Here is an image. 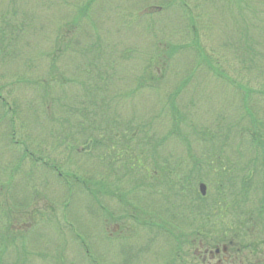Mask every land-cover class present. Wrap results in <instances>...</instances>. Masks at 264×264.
Here are the masks:
<instances>
[{
    "label": "rangeland",
    "instance_id": "374dc122",
    "mask_svg": "<svg viewBox=\"0 0 264 264\" xmlns=\"http://www.w3.org/2000/svg\"><path fill=\"white\" fill-rule=\"evenodd\" d=\"M149 1L163 3V0H0V28L3 30L0 34L3 44L0 46V87L6 85L0 98L10 110L7 115L0 108V212L11 217L10 230L15 236L14 245L7 247L8 253L0 255L3 264H87V261L103 264L99 262L102 252L105 264H118L122 257L118 254L121 246L117 240L127 239L133 232V222L124 218L131 214L125 204L133 203L128 178L120 185L126 194L123 202L115 197L104 198L101 203L107 210L99 211L98 216L87 209L89 200L78 195L79 187L73 188L68 209L62 208L61 203L66 200L63 189L55 183L48 169L32 166L28 160L19 164L13 180L6 184L17 164L15 151L21 147L14 143L18 141L29 151L38 153L43 161L54 160L61 164L64 171L77 169L79 175L88 172L93 175L98 171L92 161L72 156L65 146L56 148L54 141L47 138L48 125L52 124L50 116L44 113L45 108L52 106L51 117L58 118L57 106L78 99L82 95L80 85L92 77L90 73L78 76L76 70L69 69V65L74 67L64 56L56 63V74L62 80L58 82L56 77L49 82L50 55L57 53V38L69 44L68 52L86 51L92 45L104 52L121 54L125 50L128 56L118 60L113 77L117 84L111 94L112 111L121 121L132 118L133 123L144 124L152 118L157 122L155 132L164 133L167 130L163 121L166 101L176 89L179 92L174 98L178 108L187 114L182 128L188 135L225 128L227 120L236 115L241 105L235 85L250 89L254 97L249 102L250 108L264 109L260 93L264 88V0H182V5L173 4L167 11L155 14L152 10L151 15H141L143 5ZM87 3L90 5L80 15ZM140 8L141 13L137 15ZM20 22L23 26L17 30ZM73 22L74 25L79 22L78 27H73ZM166 41L183 46H176L171 55L165 50L161 53L167 62L162 65L160 59L157 63L158 69L164 70L163 79L155 89L146 87L133 91L135 77L148 65V57H160L158 48L161 50L163 45L158 42L165 45ZM195 41L200 47L198 50L194 48ZM243 45L251 50L240 57ZM74 61L77 67L84 68L79 57ZM66 79L68 82L76 79L74 90L68 82L65 84ZM45 91L50 93L41 99ZM12 109L15 110L13 115ZM199 143L189 137V145L196 152L202 147ZM164 148L166 152L181 154L185 147L170 138ZM112 179L114 177L110 176ZM146 196L145 203L149 206L151 200L149 194ZM155 203L156 211L162 213L165 205L158 200ZM151 234H154L153 228L139 231L136 237L149 242ZM152 238L157 239V243H147L146 254L132 264H160L170 256L171 250L163 247L165 239ZM83 243L90 257L80 255L77 245ZM204 248L212 250L213 246L199 248L200 254ZM184 252L189 254L186 256L189 260L194 259L192 247L184 246ZM128 258L130 255H125L124 259Z\"/></svg>",
    "mask_w": 264,
    "mask_h": 264
},
{
    "label": "trees",
    "instance_id": "16d2710c",
    "mask_svg": "<svg viewBox=\"0 0 264 264\" xmlns=\"http://www.w3.org/2000/svg\"><path fill=\"white\" fill-rule=\"evenodd\" d=\"M173 4L183 3L182 0H163V3L149 1L143 5L141 15H151L153 13L149 11L152 10L155 14L167 11ZM88 5L90 4L83 6L80 15L84 14ZM136 13L139 15L141 8ZM78 23L74 25L73 22V27H78ZM21 25L23 26L21 22L18 23L16 29L20 30ZM63 43L61 37L57 38V53L50 55L52 58L47 72L49 82H53L56 77L58 82L62 80L56 74V63L64 56L74 67L72 69L69 65V69L76 70L78 76L91 74L92 77L80 85L82 95L78 99L57 106L58 118L51 117L52 106L45 108L44 113L46 117L50 116L48 119L52 124L48 125L50 131L47 138L54 141L56 148L65 146L72 156L92 161L97 165L95 170L98 171L93 172V175L90 174L92 172L79 175L77 169L64 171L61 164L54 160L43 161L38 153L29 151L26 145L23 146L24 143L18 141L12 142L21 148L15 151L17 164L15 163L10 171L6 184L13 180L19 164L28 160L32 166L48 169L55 183L63 189L66 200L61 203L62 208L68 209L74 195L73 188L79 187L78 195L89 200L87 209L98 216L101 196L115 197L119 202H123L122 197L126 194L120 185L123 179L128 178L131 182L132 189L129 192L133 203L125 204L131 209V214L124 215L125 219L136 224L158 225L171 242L198 239L206 241L204 244L211 247H215L219 242H227V253L234 264H264V109L262 107L257 111L248 106L254 98L250 89L232 82V85L236 86L234 89L240 94L241 105L237 107L236 115L227 120L225 128H217L216 131L206 134L202 131L197 134L190 132L189 135L182 128L187 114L178 108L174 98L179 92L176 89L169 94L166 101L167 111L163 114L167 130L157 133V122L152 118L144 124H136L132 118L126 122L121 121L112 111L114 99L111 94L117 84L116 78L113 77L119 58L128 56L125 50L121 54L116 51L104 52L92 45L91 49L86 51L68 52L69 44ZM158 43L163 45L161 50L158 48L160 57H148V65L135 77L136 88L134 87L133 91L146 87L155 89L164 77V70L158 69L157 63L161 59L162 65L167 64L161 53L165 50L171 55L178 48L176 46H183L172 45L167 41L165 45ZM193 45L196 50L200 49L196 41ZM0 46H3L2 37ZM249 50V46H245L240 57ZM78 57L82 61V69L75 64L74 60ZM217 74L226 79L220 72ZM75 80L68 82L66 79L64 82H68L70 89L74 90ZM15 83L17 84L13 82ZM5 87L6 85L0 87V95ZM49 89L51 90V87ZM47 93L50 91H45L41 99L48 97ZM260 93L264 98V88ZM6 105L3 98H0V108L2 107L5 110L3 113L8 115L10 110ZM13 113L14 109L11 111L12 115ZM189 137H194L200 142V151L196 152L191 148ZM170 138L184 144V153L166 152L164 147ZM9 140L12 139L9 137ZM110 176L114 179L110 180ZM200 183L206 185L204 197L198 192ZM148 194L151 200L149 206L145 203ZM155 200L165 205L162 213L156 211ZM142 201L144 202L140 204ZM10 219L11 217L3 216L0 212V255H6L7 247L15 242L13 231L10 230ZM75 237L83 241L78 236ZM77 246L80 255L86 254V257H90L84 243ZM0 263L3 264L1 260ZM85 263L89 264L88 261Z\"/></svg>",
    "mask_w": 264,
    "mask_h": 264
},
{
    "label": "flooded vegetation",
    "instance_id": "af4514ba",
    "mask_svg": "<svg viewBox=\"0 0 264 264\" xmlns=\"http://www.w3.org/2000/svg\"><path fill=\"white\" fill-rule=\"evenodd\" d=\"M104 199L103 196H101V202ZM150 209V207H149ZM107 210V209H106ZM105 210V207L101 203V206L99 208V211L103 213ZM100 213V214H101ZM101 220L104 221L103 214L101 215ZM161 226V225H160ZM132 228L133 232L131 236L127 239H119L117 240L118 246H121V249L118 250V254L120 257H122V261L120 260L118 264H132L138 262L137 259L140 258L142 255L146 254L147 252V243L149 244H155L157 243V239L152 238L153 237H158L161 236L162 239L164 240V246L166 248H169L171 250L170 256L165 257L160 261V264H234L232 261L230 255L227 253V242H219L215 247L211 249H203L202 254L199 253V248H203L205 246V242L194 239L190 240L188 242H185L181 240L179 243L176 241H169L167 240L166 237L163 238L165 235L164 232L162 231L158 225H151V224H136L132 223ZM153 228L154 234H151V237L149 238V242L146 241H139L137 240V234L139 231L143 230H149ZM105 230V229H104ZM104 241V240H103ZM107 242V241H105ZM145 246L144 249L139 247ZM149 246V245H148ZM184 246H187L188 248L192 247L194 254L192 256L194 257L193 260H189L186 256H188L184 252ZM203 246V247H202ZM125 255H130V258L124 259ZM138 255V256H137ZM100 261L101 263L105 264V255L104 252H102V255L100 256ZM213 260V263H212ZM159 261V260H158ZM113 264V263H111Z\"/></svg>",
    "mask_w": 264,
    "mask_h": 264
},
{
    "label": "water",
    "instance_id": "95a60500",
    "mask_svg": "<svg viewBox=\"0 0 264 264\" xmlns=\"http://www.w3.org/2000/svg\"><path fill=\"white\" fill-rule=\"evenodd\" d=\"M198 191L200 193L201 196H205V192H206V187L204 184H200L198 187Z\"/></svg>",
    "mask_w": 264,
    "mask_h": 264
}]
</instances>
